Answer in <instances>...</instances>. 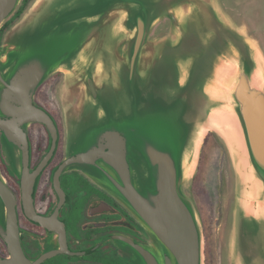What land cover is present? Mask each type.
<instances>
[{"label": "water", "instance_id": "obj_1", "mask_svg": "<svg viewBox=\"0 0 264 264\" xmlns=\"http://www.w3.org/2000/svg\"><path fill=\"white\" fill-rule=\"evenodd\" d=\"M21 2L0 0V32ZM166 18L168 33L150 38ZM263 67L258 43L214 0H34L0 45L2 150L31 204L54 146L31 170L29 128L41 123L58 136L35 95L62 72L70 88L61 99L67 148L56 183L63 171L81 170L132 211L152 238L144 245L114 236L132 264H205L202 222L183 185L214 132L235 173L231 259L264 264ZM216 110L231 121L240 169L210 121ZM31 217L43 224L58 218ZM0 236L10 251L0 264L44 260L31 261L21 247L16 197L1 168Z\"/></svg>", "mask_w": 264, "mask_h": 264}, {"label": "flooded vegetation", "instance_id": "obj_2", "mask_svg": "<svg viewBox=\"0 0 264 264\" xmlns=\"http://www.w3.org/2000/svg\"><path fill=\"white\" fill-rule=\"evenodd\" d=\"M214 1L234 24L247 28L250 36L264 51V0ZM16 20L3 34L0 32V45L3 43L6 32ZM169 24L168 19L159 23L153 35L168 33ZM62 79L63 74L56 73L38 88L35 95L38 105L46 110L54 120L58 136L51 137L46 126L41 123H33L29 128V167L31 170H36L42 164L44 157L54 146L51 156L34 182L31 204L30 199H28V203L25 201L22 181L7 161L0 140V168L16 197V215L20 229L21 247L26 257L31 261H36L44 256L45 258L40 264H132L120 255L114 236H125L144 245L152 243L150 233L132 211L114 194L81 170L63 171L59 176V185L56 183V174L64 162L67 148L58 89ZM216 136L215 133H210L206 137L197 173L192 178L189 187L188 185L183 187L186 193H189V188L193 187L200 199H202V193L208 195L209 199L206 200L204 196L203 202L208 213L217 208L212 199L220 189L218 175L216 179L214 177L220 165L216 163L213 166V154L222 148L219 144L220 139ZM221 179L223 201L218 219H221V224L219 223L220 227L214 226V229L212 224L207 225L206 254L208 255V264H212L213 256L218 252L217 242L220 236H223L222 239H225L227 246L228 234L232 225L235 196L232 169H229L228 174L223 171ZM196 180L204 186L201 188L202 190L197 188V184L195 187ZM201 212L204 214L203 210ZM36 213L39 216L57 215L58 218H56V223L43 224L31 217ZM210 213L208 218L204 217V224L208 220L210 221ZM98 243L102 244L92 251L91 249ZM67 248L72 252L84 254L67 253L65 252ZM225 256L224 264H240L239 261H232L228 248L225 250ZM9 257L8 245L0 236V258L7 259Z\"/></svg>", "mask_w": 264, "mask_h": 264}, {"label": "rangeland", "instance_id": "obj_3", "mask_svg": "<svg viewBox=\"0 0 264 264\" xmlns=\"http://www.w3.org/2000/svg\"><path fill=\"white\" fill-rule=\"evenodd\" d=\"M33 2H34V0H31L30 1V4H29V6H31L32 4H33ZM22 3V2H21ZM21 5V4H20ZM29 6L27 7V9H25V11L21 14V16L14 22V23H16L18 20H20V18L25 14V12L28 10V8H29ZM20 7V6H19ZM19 9V8H18ZM17 9V10H18ZM166 19H168V18H166ZM165 19V20H166ZM169 21H170V19H168ZM164 21V20H163ZM162 22V21H161ZM160 22V23H161ZM170 23H171V21H170ZM236 25V24H235ZM236 26H238V25H236ZM12 27V26H11ZM10 27V28H11ZM239 27H241V26H239ZM9 28V29H10ZM156 28V27H155ZM155 28H154V30H155ZM169 28H170V24H169ZM168 28V29H169ZM241 28H244L247 32H248V29L246 28V27H241ZM9 29H8V31H9ZM154 30L152 31V33H151V37L150 38H152V39H155V38H158V37H161V36H164L165 34H167V33H164V34H160V35H156V36H154L153 35V32H154ZM7 31V32H8ZM6 32V33H7ZM248 34H249V32H248ZM250 35V34H249ZM5 37V36H4ZM252 37V36H251ZM259 45V44H258ZM262 52H263V54H264V51L262 50ZM58 73H62V72H58ZM63 74V73H62ZM55 75V74H54ZM53 76V75H52ZM51 76V77H52ZM59 98H60V104H61V108H62V101H61V99L63 98V94H64V92H66V91H70V88L68 87V85H67V83H66V78H65V76H64V74H63V79L61 80V83H60V85H59ZM76 94V93H75ZM62 111H63V119H64V127H65V135H66V128H67V126H66V121H65V114H64V110H63V108H62ZM210 133H214V132H210ZM209 133V134H210ZM208 134V135H209ZM216 134V133H215ZM217 135V134H216ZM218 136V135H217ZM216 136V137H217ZM219 137V136H218ZM219 144H220V147L222 146V148H220V150H219V152L217 151V152H214V156H213V160H214V162H213V166H215V164L217 163V164H219L220 166H218V171H217V173H215L214 174V177H215V179L217 178V175H218V180H219V185H218V187L220 188L219 189V191H218V194L216 195V193H215V197L212 199V201H213V203H215V205H217V208L216 209H212L211 210V213H210V221L208 220L207 221V223H205L204 224V220H205V218L204 217H207L208 216V211L204 208V196H205V199L207 200V199H209V197H208V195L206 194V193H202V199H200V197L198 196V194H196L195 192V189H193V187L191 188H189V193H186L184 190V193L192 200V202L194 203V205H195V207H196V210H197V212H198V214H199V216H200V219H201V222H202V226H203V232H204V238H205V264H208L207 263V254H206V235H207V225H209V224H211L213 221L212 220H214V225H213V229L218 225H220L221 223V219L220 220H218L219 219V216H220V212H221V207H222V199H223V185H221L220 183L222 182V179H221V177H222V172L223 171H225L227 174H228V171H229V169L231 170L232 169V171H233V173H234V170H233V167H232V164H231V160H230V156H229V153H228V150H227V147H226V145H225V143L223 142V140L219 137ZM224 147V148H223ZM203 149V148H202ZM201 156H202V153H201ZM201 159V158H200ZM219 162V163H218ZM199 164H200V162H199ZM222 169V170H221ZM221 170V171H220ZM197 173V172H196ZM192 180V179H191ZM191 180H189V181H187L184 185H183V187L184 186H187L188 185V187H189V185H190V182H191ZM234 183H235V173H234ZM196 184L198 185L197 186V188L198 189H201V188H204V186H202V184H201V182H197V180L195 181V187H196ZM202 190V189H201ZM200 190V192H202ZM189 194V195H188ZM219 195V196H218ZM234 199H235V196H234ZM215 205H213V206H215ZM203 210V213L204 214H202V211ZM212 215V216H211ZM208 218V217H207ZM233 221H234V205H233V215H232V225H231V228H230V231H229V234H228V244H227V246H226V243H225V239H222L223 238V236H220V238H218V242H217V246H219V249H218V252H217V254H215V256H213V262H212V264H224L225 263V261H226V256H225V250L228 248V252H229V255H230V246H229V243H230V236H231V230H232V227H233ZM220 223V224H219ZM215 226V227H214ZM220 227V226H219ZM221 229H222V226H221ZM223 241H224V243H223Z\"/></svg>", "mask_w": 264, "mask_h": 264}, {"label": "bare ground", "instance_id": "obj_4", "mask_svg": "<svg viewBox=\"0 0 264 264\" xmlns=\"http://www.w3.org/2000/svg\"><path fill=\"white\" fill-rule=\"evenodd\" d=\"M210 121L213 126L217 127L220 130L221 134L225 136L224 138L230 145L234 160L237 162L238 168L240 169L242 166V159L241 156L238 154L240 153V150L239 147H237V137L235 135L229 117L223 111L216 110L212 113ZM235 145L236 148H234Z\"/></svg>", "mask_w": 264, "mask_h": 264}, {"label": "trees", "instance_id": "obj_5", "mask_svg": "<svg viewBox=\"0 0 264 264\" xmlns=\"http://www.w3.org/2000/svg\"><path fill=\"white\" fill-rule=\"evenodd\" d=\"M31 0H23L21 3V6L19 7V9L15 12V14L6 22V24L3 26L2 30H1V34H3L5 32V30L10 26V24L13 23L14 20L18 19L20 17V15L23 13V11L25 10V8L28 6V4L30 3ZM214 222V220H212ZM211 223L212 226L214 225V223Z\"/></svg>", "mask_w": 264, "mask_h": 264}]
</instances>
